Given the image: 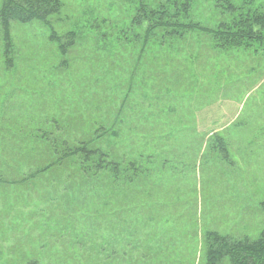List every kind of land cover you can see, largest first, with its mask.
<instances>
[{
	"label": "rangeland",
	"instance_id": "obj_1",
	"mask_svg": "<svg viewBox=\"0 0 264 264\" xmlns=\"http://www.w3.org/2000/svg\"><path fill=\"white\" fill-rule=\"evenodd\" d=\"M60 1L64 10L59 21L53 19L57 30L84 28L87 35L66 56L49 42L43 24L14 22L15 65H10L0 21V148H5L0 165H23L28 171L46 160L39 146L28 154L34 142L27 135L31 124L75 140L107 128L117 136L110 146L102 141V147L145 168L134 187L135 202L136 209L140 203L149 207L132 235L133 258L119 256L115 264H205L208 232L260 238L264 46L220 50L210 35L196 32L172 51H153L149 45L140 56L141 44L111 47L102 40L96 46L90 33L97 24L103 33L125 29L139 0ZM144 1L147 6L165 2ZM252 1L264 12V0ZM217 2L193 0V20L210 29L230 21L232 15L220 11ZM213 130L225 150L209 137ZM54 175L46 179L53 185L60 180ZM47 185L44 181L39 188ZM119 237L125 244L126 236Z\"/></svg>",
	"mask_w": 264,
	"mask_h": 264
},
{
	"label": "trees",
	"instance_id": "obj_2",
	"mask_svg": "<svg viewBox=\"0 0 264 264\" xmlns=\"http://www.w3.org/2000/svg\"><path fill=\"white\" fill-rule=\"evenodd\" d=\"M2 1L4 56L10 65H15L11 58L14 22L43 24L50 32L49 42L56 45L62 56L76 42L82 43V38L87 40L84 28L57 30L53 19L59 21L64 10L60 0ZM235 1L238 0H218L220 11L232 18L210 29L193 20V0H165L156 6L139 0L137 14L125 29L103 33L98 24L90 26V33L96 38L91 39L96 46L102 40L111 47L120 43H125L124 47L141 44L140 56L149 45L153 51H172L196 32L210 35L215 48L220 50L263 47L264 12L255 8L252 0ZM30 127L32 134L27 135L34 142L28 154L32 156L39 146V151H46L47 158L28 171L23 165H0V264H101V260L115 264L113 260L119 256L122 260L132 259V251H128L132 235H137L142 213L149 208L140 203L136 209L135 202L134 187L145 168L132 159H120L116 149L102 147V141L110 146L111 137L117 136L107 128H98L95 134L89 132L75 140L60 138L37 124ZM173 137L180 138L179 134ZM211 138H216L225 150L220 136ZM0 152H5V148H0ZM54 173L60 174V180L53 185L52 180L46 179ZM44 181L49 185L39 188ZM59 210H66L67 214L60 216ZM122 233L126 236L125 244L119 237ZM204 245L205 264H264V231L257 240H238L208 232Z\"/></svg>",
	"mask_w": 264,
	"mask_h": 264
},
{
	"label": "crops",
	"instance_id": "obj_3",
	"mask_svg": "<svg viewBox=\"0 0 264 264\" xmlns=\"http://www.w3.org/2000/svg\"><path fill=\"white\" fill-rule=\"evenodd\" d=\"M214 133H215V130H213V132H211L212 135L211 134H208L207 136L211 135L209 137H212L213 135H215Z\"/></svg>",
	"mask_w": 264,
	"mask_h": 264
}]
</instances>
